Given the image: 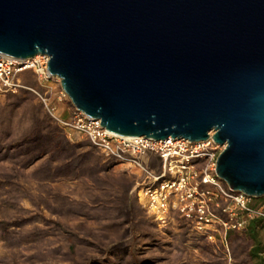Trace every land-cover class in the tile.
Instances as JSON below:
<instances>
[{
	"label": "water",
	"instance_id": "obj_1",
	"mask_svg": "<svg viewBox=\"0 0 264 264\" xmlns=\"http://www.w3.org/2000/svg\"><path fill=\"white\" fill-rule=\"evenodd\" d=\"M0 54L49 58L74 108L123 137L218 145L264 196V0H0Z\"/></svg>",
	"mask_w": 264,
	"mask_h": 264
},
{
	"label": "trees",
	"instance_id": "obj_2",
	"mask_svg": "<svg viewBox=\"0 0 264 264\" xmlns=\"http://www.w3.org/2000/svg\"><path fill=\"white\" fill-rule=\"evenodd\" d=\"M21 80L27 87H37L31 72L23 73ZM3 161L11 164L10 169L0 175V239L6 244L17 246L27 239L45 238L46 234L58 229L60 233L68 232L71 241H74L68 243L65 251L68 259L72 260L69 264H77V245H91L92 250L97 252L86 256L81 264L151 263L137 256V247L141 245L138 234L149 237L147 245L157 244L158 239L150 228L155 222L144 212L135 196L129 194L132 186L130 178H105L107 193L102 192L91 199H73L62 193H53L44 198L30 193L32 179L53 181L57 178H87L99 183L100 174L113 169L115 163L112 160L102 162L98 149L89 143L69 144L60 129L34 103L28 90H20L15 96L9 95L5 105L0 106V162ZM149 167L155 172L159 171L156 160L151 161ZM22 197L30 198L38 210L41 204L53 215H76L102 223L97 230L80 224L76 227L81 233L79 235L76 231L63 229L64 224L47 218L39 211L29 213L20 207L19 200ZM176 219L187 235L190 234L195 246L209 248L204 242L205 238L190 233L188 220L180 215H176ZM36 222L52 224L40 227ZM54 224L60 227L56 228ZM262 234L263 229L258 220H251L241 233L228 232L234 264H264Z\"/></svg>",
	"mask_w": 264,
	"mask_h": 264
},
{
	"label": "built area",
	"instance_id": "obj_3",
	"mask_svg": "<svg viewBox=\"0 0 264 264\" xmlns=\"http://www.w3.org/2000/svg\"><path fill=\"white\" fill-rule=\"evenodd\" d=\"M46 55L20 60L0 54V99L20 90L36 95L48 113L64 129L86 137L105 156L125 165L136 175L134 186L138 200L157 220L164 221L169 211L179 212L192 223L193 229L209 241L219 236L224 241L228 231L243 230L251 220H258L264 232V203L252 205L241 191L222 183L216 173L217 159L224 150L212 139L155 141L145 137H123L102 126L100 120L73 111L68 119L55 116L48 99L35 89L23 85L21 75L31 72L40 86L56 79L60 85L59 99L68 97L60 79L49 74ZM157 161L155 172L149 163ZM224 216V217H223Z\"/></svg>",
	"mask_w": 264,
	"mask_h": 264
},
{
	"label": "rangeland",
	"instance_id": "obj_4",
	"mask_svg": "<svg viewBox=\"0 0 264 264\" xmlns=\"http://www.w3.org/2000/svg\"><path fill=\"white\" fill-rule=\"evenodd\" d=\"M35 80L37 87L31 86V88L35 89L41 96L48 99V105L50 108L54 109L55 116L60 117L61 119H68L72 114L73 105L68 97L61 99L58 98L60 94V85L56 79L51 80V82L45 84L44 86H40L36 77ZM17 94H19V92ZM17 94L9 95L15 96ZM30 94L33 96L34 103L40 106L42 111L60 129L63 137L69 144L78 145L86 142L91 145L89 140L81 134L75 131L64 130L48 113L39 98L31 92ZM9 95L0 99V106L5 105ZM98 153L101 156L102 162H105V160H112L115 163L113 169L100 174L99 183L93 182L87 178L84 180L57 178L53 181H40L32 179L29 185L30 193L37 197L44 198L49 197V195L51 196L53 193H62L73 199H91L100 195L102 192L107 193L104 188L105 178L117 176L130 178L132 180V186L129 190V194L135 196L144 212L155 222V224L150 226V228L151 232H153V236L158 239L157 244L147 245L149 237H143L138 234V241L141 244L137 247L138 257L145 259V261H150V264H234L228 244L227 234L229 231L227 232L224 241H220L219 236H216L214 241H209L204 237V235L196 232L192 227V223L188 222L190 223V233L199 236V238H205L204 242L209 247L207 249L198 248L192 243L190 234L187 235L177 222L176 215L182 216L179 212L169 211L164 221L157 220L155 215L148 211V209L138 200L136 190H134L137 180L136 175L130 173L125 165H121L118 161L106 157L105 153L100 150H98ZM10 166L11 164L7 161L0 162V175L1 173L9 170ZM34 167L30 169H33ZM220 180L222 183L226 184L225 181L222 179ZM261 197H250L249 203L258 204L260 201H264V196ZM29 199L30 198L28 197H22L19 200L21 205L20 207L28 210L29 213L39 211L47 218L59 221L61 224H64L63 229L65 230L76 231L79 233L76 227L80 224L97 230L99 225L102 223L76 215L66 217L53 215L41 204V209L38 210L37 206L33 205ZM35 224L40 227H48L52 223L48 224L46 222H36ZM54 225L56 228L60 227L57 224ZM242 231L243 230L235 232L241 233ZM80 234L81 233H79V235ZM262 238L264 241V232L262 234ZM71 239L72 238L69 236L68 232L61 231L60 233V230L58 229L52 230L51 234H46L45 238L37 240L27 239L23 241L22 244L17 246L8 245L0 239V264H69L72 260L68 259L65 251L68 248L67 246ZM75 243H77V241H75ZM78 246L79 245L76 246L77 254H75L77 264H81V260H84L86 256L97 254L96 251L92 250L93 246L91 245L83 247Z\"/></svg>",
	"mask_w": 264,
	"mask_h": 264
}]
</instances>
